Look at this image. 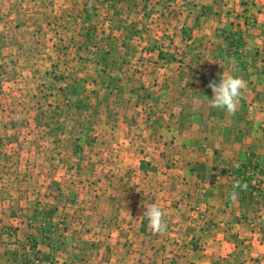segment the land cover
<instances>
[{"label": "rangeland", "instance_id": "374dc122", "mask_svg": "<svg viewBox=\"0 0 264 264\" xmlns=\"http://www.w3.org/2000/svg\"><path fill=\"white\" fill-rule=\"evenodd\" d=\"M218 1L231 0H0V199L23 217L0 222V264H97L117 213L139 220L157 204V172L170 168L159 154L175 149L161 139L162 113L204 53L205 7ZM235 32L225 29L226 54L242 65ZM129 91L141 123L130 135L143 139L116 146L107 136L122 130L96 126L121 120ZM146 234L140 263H175L151 255Z\"/></svg>", "mask_w": 264, "mask_h": 264}, {"label": "crops", "instance_id": "0c3cea01", "mask_svg": "<svg viewBox=\"0 0 264 264\" xmlns=\"http://www.w3.org/2000/svg\"><path fill=\"white\" fill-rule=\"evenodd\" d=\"M205 9L211 24L199 42L204 53L191 64L195 67L184 79L176 78L181 89L169 92L173 100L162 113L168 120L161 124L167 131L161 139L175 149L159 154L160 160L170 161L169 169L157 172L162 182L157 186V205L166 212L168 228L162 235L153 234L151 255L175 257L173 264H264V196H242L237 187L238 197H229L234 185H239L235 178L239 168L253 154L264 160V0H231L225 10L218 1ZM225 29H244L246 58L242 65L226 54L231 43L226 40ZM223 72L247 81L234 115L208 105L213 97L208 85L213 80L218 83ZM126 95L122 97L121 120L109 119L96 126L122 130L107 136L106 141L111 139L116 146L139 144L143 139L130 135L141 123L133 121L128 107L129 99L137 94L129 91L130 96ZM2 169L0 165V177L6 175ZM2 189L9 188L0 185V195ZM130 205L131 201L116 200V208L128 213ZM6 209L0 199V222L3 218L15 222L23 219ZM132 214L129 217L121 211L114 217L113 226L120 228L103 237L108 247L97 254V264H116L121 257L141 264L150 228L144 226V217L138 220Z\"/></svg>", "mask_w": 264, "mask_h": 264}, {"label": "clouds", "instance_id": "9594fccd", "mask_svg": "<svg viewBox=\"0 0 264 264\" xmlns=\"http://www.w3.org/2000/svg\"><path fill=\"white\" fill-rule=\"evenodd\" d=\"M208 87L213 93L212 99H208L209 107L234 115L243 99V93L247 89V81L242 76L224 74L223 72L219 82L210 81ZM237 187L239 185H234L233 191L229 194L230 199L235 200L238 197L239 193L235 190ZM143 216L146 217L152 234L162 235L167 231L166 212L159 205L152 204L150 207H145Z\"/></svg>", "mask_w": 264, "mask_h": 264}, {"label": "built area", "instance_id": "2783aa9c", "mask_svg": "<svg viewBox=\"0 0 264 264\" xmlns=\"http://www.w3.org/2000/svg\"><path fill=\"white\" fill-rule=\"evenodd\" d=\"M244 33V29H238L232 38L233 48L238 54L237 59L241 61L245 51L242 42ZM236 178L243 196H264V163L260 159L254 156L249 158L237 171Z\"/></svg>", "mask_w": 264, "mask_h": 264}]
</instances>
